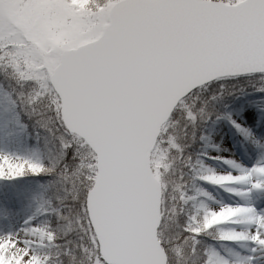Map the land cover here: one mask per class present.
Here are the masks:
<instances>
[{
	"label": "snow or ice",
	"instance_id": "6c2138e0",
	"mask_svg": "<svg viewBox=\"0 0 264 264\" xmlns=\"http://www.w3.org/2000/svg\"><path fill=\"white\" fill-rule=\"evenodd\" d=\"M33 2L54 12L7 39L0 25V69L47 99L62 130L59 151L50 166L0 151V180L79 174L73 203L83 213L78 222L87 224L89 245L78 246L87 264H173L177 253L185 264L264 262V212L221 203L196 183L250 198L264 192V160L247 169L230 157L191 151L210 139L204 126L213 117L264 149L251 129L216 107L242 94V85L264 93V0ZM201 156L239 174L219 172ZM175 172L181 181L190 177L193 191L181 182L169 195ZM57 199L42 201L38 212L67 219ZM34 219L0 235V264H75L71 244L59 243L61 226ZM202 236L254 247L249 255L224 247V255Z\"/></svg>",
	"mask_w": 264,
	"mask_h": 264
},
{
	"label": "rangeland",
	"instance_id": "374dc122",
	"mask_svg": "<svg viewBox=\"0 0 264 264\" xmlns=\"http://www.w3.org/2000/svg\"><path fill=\"white\" fill-rule=\"evenodd\" d=\"M45 11L54 12L52 9L45 10L37 7L33 0H0V25L8 29V33L5 34L4 38H11V33L14 30L35 23ZM1 77L0 151L42 159L45 165L50 166V161L55 158L59 151L60 141L58 137L62 131L59 124L55 122V113L49 111L47 99L39 94L37 88L19 80L10 69H0ZM33 107L40 108V111L37 113ZM244 111H247L250 115V120L247 122H241ZM225 112L231 114L233 119L237 120L243 127L251 129L257 140L264 143V93L244 94ZM32 113L37 114L30 116ZM25 120L33 123L30 129L22 128L19 125V122L24 124ZM206 126V134L210 139L207 142L198 141L197 150L194 149L196 153H208L211 156L214 146L212 143L213 138L221 134L222 129H226L231 134L229 137H224L223 147L226 150L230 149V151H227L226 157L237 160L247 169H251L255 164L264 160V149H260L255 143L247 140L229 121L209 120ZM200 158H203L207 165L219 172L232 171L234 174H239L238 170L232 169L223 160H214L203 156ZM184 171L187 173L188 169L185 168ZM181 182L187 185L186 190L193 191V184L188 175L184 176L183 181H181L179 175L176 184ZM196 183L221 203L250 204L259 212L264 209V192H255L250 198H247L230 193L224 187L214 186L202 181ZM74 184L79 186L80 179L74 181L69 177L67 180H60L54 174H41L39 176L29 174L15 180H0V233L4 231H7V233L16 232L26 227L25 221L31 217H35L32 220L34 224L52 220L54 224L61 226L59 229V243L64 242L66 236L73 237L78 241L76 249L72 246V242L62 243H69L73 250L75 249V264H87V257L81 255L78 251V246H88L89 240L87 224H81L77 220L78 217H83V213L80 212L79 205L73 203L75 196ZM232 187L239 190L246 189L249 185H233ZM57 197L64 200V215L67 219L58 221L51 213L42 214L38 212L42 201L51 200L59 203ZM71 197L73 201H68L67 198ZM65 201L69 204L68 206ZM222 227L244 230L248 226L224 225ZM81 228L84 230L82 231ZM69 229H71L70 234H66L69 233ZM200 239L207 245L215 246L224 255H227L224 252V247L234 249L244 255H249L247 249L254 247L250 242L218 241L212 236H202Z\"/></svg>",
	"mask_w": 264,
	"mask_h": 264
},
{
	"label": "trees",
	"instance_id": "16d2710c",
	"mask_svg": "<svg viewBox=\"0 0 264 264\" xmlns=\"http://www.w3.org/2000/svg\"><path fill=\"white\" fill-rule=\"evenodd\" d=\"M1 80H2V77L0 78ZM3 80H4V78H3ZM241 80L243 81V78H241ZM6 81V80H5ZM227 83H229V85H232V84H235L236 82L235 81H228ZM242 86H244L245 87V91L241 94V93H239V92H237L235 95H229V96H226L225 98H224V100L223 101H221L219 104H217L216 105V107L219 109V111H221V112H225L226 110H227V108L229 107V106H231L234 102H236L237 101V99L238 98H240V97H242L244 94H249V93H253V92H256L251 86H247V85H242ZM15 87V86H14ZM33 109L38 113L39 111H40V108H37V107H33ZM37 113H32V114H30V116H35ZM49 115V114H48ZM47 117V116H46ZM178 119H179V117H178ZM215 119V117H213L211 120H214ZM24 124L25 125H27V128L28 129H30L32 126H33V123H31V122H29V121H27V120H25L24 121ZM205 127V133H207V126L205 125L204 126ZM178 130V129H177ZM196 147H198V142L195 144V145H193V148L191 149V151H193L194 153H196V151L195 150H197V148ZM195 149V150H194ZM178 166V165H177ZM55 175V174H54ZM56 176V175H55ZM179 176V173L178 172H175L174 174H171L169 177H168V179H169V183H170V186H169V188H168V192H169V195L171 196V194H172V189H173V186L176 184V180H177V177ZM69 177L72 179V180H78V179H80V176H79V174H73V175H69ZM59 198H61V197H59ZM67 200L68 201H73V198L71 197V198H67ZM168 203H169V205L172 203V201H171V199H169V201H168ZM65 204L68 206L69 204H67V202L65 201ZM77 205V204H76ZM81 231V230H80ZM83 233V232H82ZM80 235V234H79ZM85 235V234H84ZM169 235L170 236H175V230L173 229V231H171L170 233H169ZM60 237H62V236H60ZM64 242H72V246L75 248L76 247V243H77V245H78V241L75 239V238H73V237H68V236H66V238H65V241ZM64 242H62V243H64ZM61 243V242H60ZM61 243V244H62ZM178 247H180L179 245H178ZM76 249V248H75ZM75 249H74V251H75ZM65 264H68V262L67 261H65ZM173 264H185V261H184V259H183V257H181L180 256V254L179 253H177V255L176 256H174L173 257Z\"/></svg>",
	"mask_w": 264,
	"mask_h": 264
},
{
	"label": "bare ground",
	"instance_id": "6f19581e",
	"mask_svg": "<svg viewBox=\"0 0 264 264\" xmlns=\"http://www.w3.org/2000/svg\"><path fill=\"white\" fill-rule=\"evenodd\" d=\"M249 116H250L249 113L247 111H244L243 112V116L241 117V122H247L248 120H250ZM212 143H213L214 146H213V153L211 154V156H226L228 154L227 151H230V149H227V150L224 149V147H223L224 142H220V138L217 137V136H215L213 138ZM216 146H218V150H217ZM231 152H232V150H231ZM214 160H216V159H214ZM261 212H264V209ZM6 233H7V231H4V232L0 233V235H4ZM250 248L251 247H249L247 249V252H249ZM249 254H250V252H249ZM260 264H264V262H260Z\"/></svg>",
	"mask_w": 264,
	"mask_h": 264
}]
</instances>
